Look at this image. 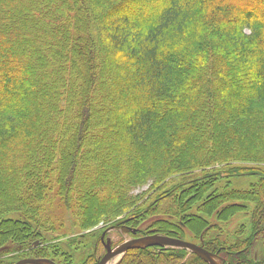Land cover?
<instances>
[{"label": "trees", "instance_id": "1", "mask_svg": "<svg viewBox=\"0 0 264 264\" xmlns=\"http://www.w3.org/2000/svg\"><path fill=\"white\" fill-rule=\"evenodd\" d=\"M261 164L264 0H0V247L43 244L0 264L63 262L57 244L7 215L52 230L60 209L81 229L122 214L135 225L167 216L144 233L203 231L200 246L224 264H264L249 258L264 247ZM239 174L256 180L229 187ZM247 203L250 233L231 242L208 236L217 227L197 214L224 221ZM118 264L208 262L147 246Z\"/></svg>", "mask_w": 264, "mask_h": 264}, {"label": "rangeland", "instance_id": "2", "mask_svg": "<svg viewBox=\"0 0 264 264\" xmlns=\"http://www.w3.org/2000/svg\"><path fill=\"white\" fill-rule=\"evenodd\" d=\"M84 14L86 15L88 14L87 16L91 17L90 11H87L86 8H84ZM77 39L78 38L74 36V41H73L74 44L77 41ZM83 43H84L83 40L79 41L80 46H82ZM83 49L85 52L89 50V48L86 45V42L84 44V48H82L81 50L83 51ZM260 166L264 170V165L261 164ZM194 173L196 175L198 172H194ZM186 178H188V175L186 176ZM255 180L256 177L254 175L250 176V175L239 174L231 178L229 187L247 190L248 187L251 185V183H253ZM171 181L173 183L181 182V178L179 175L173 174L169 176V182ZM183 181H186L185 183H187V181L190 180L187 179L185 180L183 178ZM169 182H168V188H169ZM223 183L224 181L222 179L220 181H217L216 185H218L217 187H219L220 189ZM147 187L148 185H144L139 189L138 188L135 189L133 193L136 194L140 190L147 189ZM41 199L44 200V197H42ZM153 200L154 198H152L148 202H145L144 200L143 201L145 202L144 206L148 207V205H150L153 202ZM44 202L42 204H44ZM195 204L198 206L197 203ZM247 204L248 205H246L244 211L238 212L234 216L224 221L218 220L215 214H212L208 217L204 215L202 212H198L197 214L199 215L202 214V216H204V220L208 222L210 226L217 227V230L215 229L209 230L208 236L215 233L214 238H218L217 240H222L227 236V238L231 242L236 237L237 234L238 237L245 238L250 233V229L248 228V223L250 221V216H251L250 211L252 205L250 203ZM197 206L193 207L191 211L196 212ZM53 209L55 210V207ZM7 215L12 219L25 221L27 225L31 226L32 230L36 231V233L38 234H41L42 238H46V241L49 244L53 243L58 245L59 252L63 253L62 258L64 260L62 262L59 258L56 257V259L54 260L55 264H94V260L92 259L98 258L99 255L102 254V252L106 248H116L118 245H121L126 240L138 238L145 235H151L144 232L152 230L149 228H151L154 221L162 218L170 220L167 216L163 217V215L146 214L137 218L135 220L136 223L135 225V224L124 223L123 222L124 220L122 219L123 216L122 214L119 216H115L113 218H106L105 220H101L91 228L81 229L80 227H78V225H76L75 220L70 215L69 210L65 211L64 209H60L58 211V215L60 216L61 219L56 220V218L54 217L51 218L49 222H52L53 229L46 230V229H40L35 224L25 220L24 217H22L19 212H11L8 213ZM49 222H46L45 224ZM194 226L195 228H198L197 224ZM181 228L185 233L184 236L185 240H189L193 243L200 245V242L203 237L202 235L203 231L201 232L200 237L196 239L190 230H188L183 226ZM41 246H43V244L40 242L39 239H35L34 241L28 243L26 247H22V245L15 244L13 241H8L6 244L0 247V261L4 258L3 262H5V259L8 257L21 256L22 254L25 253L20 251H26V250L31 251L32 249H36ZM164 247H173V246H164ZM25 254H30V253L26 252ZM249 254H248L249 258L253 260L254 263L257 262L261 263L260 261L264 262V260H261L264 259V247H262L260 244H255L251 248V252ZM64 255H67V257L65 258ZM122 257L123 255H117L115 257H112L109 260V262H106V264H118L121 261ZM24 258H30V257L27 256ZM215 260H217L220 264H224L222 259L219 258L217 255H215Z\"/></svg>", "mask_w": 264, "mask_h": 264}, {"label": "water", "instance_id": "3", "mask_svg": "<svg viewBox=\"0 0 264 264\" xmlns=\"http://www.w3.org/2000/svg\"><path fill=\"white\" fill-rule=\"evenodd\" d=\"M146 247V246H173V247H180L189 249L200 256L204 257L209 264H220L218 261L215 260V256L211 254L209 251L205 250L201 246L186 241L183 239L167 236V235H160V234H151L145 235L138 238L130 239L121 245H118L114 249L108 248L106 252L101 256V258L97 261V264H105V262L115 256L117 254H123L130 248L134 247ZM14 264H55L52 260L46 258H22L16 261Z\"/></svg>", "mask_w": 264, "mask_h": 264}, {"label": "bare ground", "instance_id": "4", "mask_svg": "<svg viewBox=\"0 0 264 264\" xmlns=\"http://www.w3.org/2000/svg\"><path fill=\"white\" fill-rule=\"evenodd\" d=\"M109 262V261H108Z\"/></svg>", "mask_w": 264, "mask_h": 264}]
</instances>
